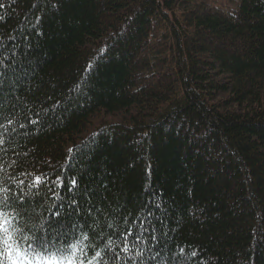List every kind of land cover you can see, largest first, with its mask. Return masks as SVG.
Returning <instances> with one entry per match:
<instances>
[{"label":"trees","instance_id":"16d2710c","mask_svg":"<svg viewBox=\"0 0 264 264\" xmlns=\"http://www.w3.org/2000/svg\"><path fill=\"white\" fill-rule=\"evenodd\" d=\"M226 4L0 0V198L33 234L85 264H264V0Z\"/></svg>","mask_w":264,"mask_h":264},{"label":"snow or ice","instance_id":"6c2138e0","mask_svg":"<svg viewBox=\"0 0 264 264\" xmlns=\"http://www.w3.org/2000/svg\"><path fill=\"white\" fill-rule=\"evenodd\" d=\"M2 74L0 73V75ZM41 183V177L37 176L33 186L39 189ZM60 183L62 185V181ZM70 184L73 188L78 187L75 178L71 179ZM10 191V189H0V192L4 193H10ZM85 195H87V190H85ZM70 203H77L75 197ZM26 205L27 201L20 199L19 196L13 199L11 195L6 194L0 198V264H85L87 258L83 248L79 246L80 241L70 242L67 232H62L54 225H50L49 230L45 232L44 226L41 225L39 234H33L30 228L26 226ZM55 215L61 214L57 212ZM21 219H25V225L19 223ZM137 228L138 230L135 232L132 227L125 228L123 252L128 253L133 250L128 246V237L134 236L136 240H140L142 232L139 229L147 231L144 228L143 220H140ZM82 238L88 239L87 235L83 233ZM50 249L54 250L50 251ZM77 252L80 253L79 257L76 255ZM104 256H107V252L104 253ZM104 256L100 252H94L92 259L100 258L103 260ZM118 257V253L115 257H109L108 264H111V260L114 258L118 260ZM87 264H92V260H87Z\"/></svg>","mask_w":264,"mask_h":264},{"label":"rangeland","instance_id":"374dc122","mask_svg":"<svg viewBox=\"0 0 264 264\" xmlns=\"http://www.w3.org/2000/svg\"><path fill=\"white\" fill-rule=\"evenodd\" d=\"M235 0H204L208 5H211L212 8L220 7L222 9H225V6L228 5L226 3H234ZM104 123L109 122H116L112 120L103 121Z\"/></svg>","mask_w":264,"mask_h":264}]
</instances>
